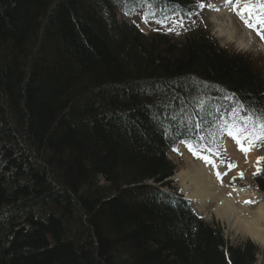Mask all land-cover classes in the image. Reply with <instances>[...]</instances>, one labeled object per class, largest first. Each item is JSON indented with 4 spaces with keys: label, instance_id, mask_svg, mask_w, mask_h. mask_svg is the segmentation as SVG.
<instances>
[{
    "label": "trees",
    "instance_id": "trees-1",
    "mask_svg": "<svg viewBox=\"0 0 264 264\" xmlns=\"http://www.w3.org/2000/svg\"><path fill=\"white\" fill-rule=\"evenodd\" d=\"M188 0H0V264H254L180 198L178 142L217 144L233 112L264 122V78L206 31L119 24ZM251 118V120L249 119ZM264 192V171L256 177Z\"/></svg>",
    "mask_w": 264,
    "mask_h": 264
},
{
    "label": "rangeland",
    "instance_id": "rangeland-1",
    "mask_svg": "<svg viewBox=\"0 0 264 264\" xmlns=\"http://www.w3.org/2000/svg\"><path fill=\"white\" fill-rule=\"evenodd\" d=\"M197 1H205L210 3L212 0H197ZM254 0L250 2L253 3ZM260 4L264 5V0H260ZM146 10L142 11L138 15L133 18L134 21L138 22L141 29L147 33L149 36L154 33H164L167 35H173V38L176 40H181V35L185 33L187 30H192V28L196 25L205 26L203 28H207L210 35L214 38L215 41L219 42V45L222 49L228 52H234L236 54H241L249 61L255 63L256 71L264 75V41H260L256 38L257 33L253 32V36L256 40L251 39V36L248 37L246 35V31L243 30L239 25H237L236 21L230 17L228 14L226 15H218L215 12H209L207 7L205 6L204 10L199 14H194L192 17H187L181 21L179 20H169L163 21L160 23L153 22H145ZM124 17L118 15V20L123 21ZM248 23H251L249 20ZM171 29V30H170ZM219 30H223L225 32H233L234 41H230L226 38L225 34L220 36ZM181 37V38H179ZM264 40V39H263ZM232 135H228L224 138L222 147L220 148V152L214 154L215 159L218 162L219 169L222 173L223 183L227 186H250L253 184V177L255 173L260 169L261 162L264 159L259 160L258 158L264 157V142L261 144L256 143L255 141H251V137L248 135V131L244 129L234 128L231 130ZM239 139L240 143L242 142L243 146L250 147L249 152V161L245 157L243 153H241V145L237 142ZM190 148L188 146L181 145L178 147L177 151L170 152L168 154L170 161L177 168L176 174H180L183 172L191 171L192 165L189 163L191 160L194 162L198 161V157L190 152ZM203 154H206L203 152ZM240 173H243V178H241ZM175 174V175H176ZM175 190L180 191L184 197V190H182V184L179 181H173L171 185ZM258 192L255 188L249 189ZM259 193V192H258ZM260 194V193H259ZM259 199L263 198L262 195H258ZM249 199L247 200V205L250 209L256 208L257 204L261 199ZM196 209V208H195ZM213 205L211 204L207 208L208 215L202 214L203 220L205 219V223L210 226L218 227L223 235L225 236L226 243L229 245H234L235 247L238 245H246L248 241L251 239L242 234L241 232L232 231L227 222H222L217 219L216 215L212 211ZM259 255L257 258V264H262L264 249L259 246Z\"/></svg>",
    "mask_w": 264,
    "mask_h": 264
},
{
    "label": "bare ground",
    "instance_id": "bare-ground-1",
    "mask_svg": "<svg viewBox=\"0 0 264 264\" xmlns=\"http://www.w3.org/2000/svg\"><path fill=\"white\" fill-rule=\"evenodd\" d=\"M238 2L242 5L241 0ZM239 7L234 6L235 9ZM248 13L254 18V24L261 26L264 32V25L257 23V18L262 19L261 13L251 11L249 8L242 9V14ZM219 32L221 37L225 34L228 40L234 41L233 32L223 30ZM189 163L193 166L192 170L180 173L173 179L182 184V190L187 195V199L193 201L196 210L208 215L206 210L212 204V211L218 220L227 222L232 231L250 237L254 243L264 249V203L258 204L255 210L250 209L246 203L249 199H256L258 194L251 190L223 185L217 165L210 154L201 156L197 163L193 161ZM211 163L214 167L210 166Z\"/></svg>",
    "mask_w": 264,
    "mask_h": 264
},
{
    "label": "snow or ice",
    "instance_id": "snow-or-ice-1",
    "mask_svg": "<svg viewBox=\"0 0 264 264\" xmlns=\"http://www.w3.org/2000/svg\"><path fill=\"white\" fill-rule=\"evenodd\" d=\"M228 3H231L232 0H227ZM209 7H214L213 5H208ZM199 7L203 8L205 7L204 4H199ZM245 10H248L249 6L248 5H245ZM261 7H264V5H261ZM145 22H147V19H145ZM257 23L261 24V25H264V19H260V18H257ZM249 27H254V25L250 24L248 25ZM171 30V29H170ZM259 34V33H258ZM262 39H264V35L261 36ZM251 120V118H249ZM254 128H255V125H254ZM259 128H260V133L259 135H256L254 138L255 139H261V138H264V123H260L259 124ZM229 135H232L231 132H229ZM238 143H240L239 139L237 140ZM190 147V150H191V146ZM241 150L244 151V152H247L250 150V147L249 148H245L242 144H241ZM261 159H264V157H261V158H258V162L259 160ZM259 171V169H258ZM240 176L241 178H243V173H240Z\"/></svg>",
    "mask_w": 264,
    "mask_h": 264
}]
</instances>
